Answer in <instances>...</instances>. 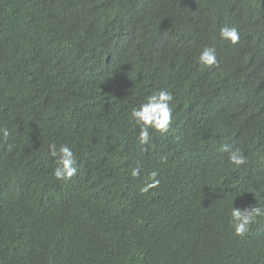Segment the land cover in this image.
Segmentation results:
<instances>
[{"label": "trees", "instance_id": "16d2710c", "mask_svg": "<svg viewBox=\"0 0 264 264\" xmlns=\"http://www.w3.org/2000/svg\"><path fill=\"white\" fill-rule=\"evenodd\" d=\"M161 89L173 121L141 145ZM0 128V264H264V216L230 223L264 207V0H0Z\"/></svg>", "mask_w": 264, "mask_h": 264}, {"label": "clouds", "instance_id": "9594fccd", "mask_svg": "<svg viewBox=\"0 0 264 264\" xmlns=\"http://www.w3.org/2000/svg\"><path fill=\"white\" fill-rule=\"evenodd\" d=\"M221 40L228 44H237L240 41V34L234 27L224 26L219 31ZM198 63L204 67H210L217 63L216 48L214 46H206L202 49L198 57ZM173 95L161 89L147 95L138 107L131 110L130 118L139 127L138 141L141 145L149 143L151 139L150 130H155L160 134L169 131V127L173 121V108L170 106L173 101ZM10 135L6 128H0V136L7 138ZM49 154L56 159L57 166L53 171L54 178L58 182H67L76 178L80 173L76 156L72 149L67 145L50 144ZM229 162L234 166H240L246 163V157L240 149H234L229 152ZM139 169H134L132 175H138ZM156 174L153 173V176ZM159 184V180L148 187H155ZM148 187L143 190L147 191ZM264 216V207L250 206L243 209L233 207L230 212V223L236 236H243L249 226L254 222L255 218ZM260 232L264 235V228L259 226Z\"/></svg>", "mask_w": 264, "mask_h": 264}]
</instances>
